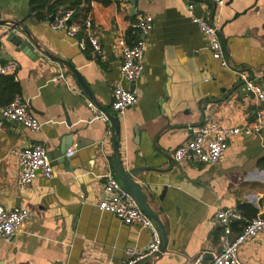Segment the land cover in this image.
Wrapping results in <instances>:
<instances>
[{
    "label": "crops",
    "instance_id": "1",
    "mask_svg": "<svg viewBox=\"0 0 264 264\" xmlns=\"http://www.w3.org/2000/svg\"><path fill=\"white\" fill-rule=\"evenodd\" d=\"M188 3L194 5L195 16L218 24L231 70H221L212 60L206 38L186 13ZM62 13L60 7L50 19L39 20L30 11V0H0V22H6L0 26V57L17 65L8 75L20 88L15 97L29 103L40 123L33 132L0 117V206L29 212L28 221L9 242L0 238V264H122L125 248L143 249L149 243L148 232L97 208L102 176L113 161L114 131L94 120L87 108L92 101L111 112L113 85L120 79V41L131 46L140 37L132 27L138 15L153 24L144 71L133 85L138 100L123 115L113 114L126 168L134 167L133 159L142 154L166 168L174 152L192 139V129L214 121L242 127L261 109L254 95L230 94L229 82L241 79V73L264 84L259 79L264 74V0H224L222 7L213 0H136L134 7L129 0L92 2L89 13L71 24L92 17L105 62H93L89 48L80 49L82 30L69 37L51 28V17L56 20ZM10 23L29 31L32 44L17 29L14 34L36 59L7 41ZM62 62L74 67L94 100ZM6 63L0 61V66ZM61 71L64 79L54 81ZM10 99L1 93L0 106ZM34 144L45 147L56 177L39 178L20 191L19 166L10 152ZM67 145L66 154L74 155L63 159L60 151ZM176 166L182 180L173 176L168 182L156 181L169 184L168 189L160 201L164 185H159L157 197L149 201L165 227L166 249L138 264H207L219 247L217 211L250 207L256 217L264 215V132L232 139L217 164ZM240 258L246 264H264V234L243 246Z\"/></svg>",
    "mask_w": 264,
    "mask_h": 264
},
{
    "label": "built area",
    "instance_id": "2",
    "mask_svg": "<svg viewBox=\"0 0 264 264\" xmlns=\"http://www.w3.org/2000/svg\"><path fill=\"white\" fill-rule=\"evenodd\" d=\"M143 1L150 2L152 0ZM213 2L216 7L224 5V0H213ZM186 13L190 21L200 29L206 38L212 60L218 64L221 70H231L227 52L221 43L218 24L209 19L195 16L192 3L186 5ZM71 17V11L63 12L60 17L52 22L51 28L64 31L69 37H75L78 31L82 30L83 36L78 43L80 49L85 51L89 48L93 62H105L107 56L97 36L92 17L86 16L78 26L71 24ZM132 27L139 33L140 37L131 46L120 41L122 59L120 79L113 85L111 112L100 108L92 101L87 103V108L92 113L93 119L107 124L109 130L112 129L109 114L121 116L138 100L136 92L131 91L130 88L142 77L147 52L146 39L152 32L153 24L150 18L138 15ZM16 70V64L6 63L0 66V76L13 75ZM63 75L64 72L61 71L54 81L63 80ZM239 76L245 81L247 90L260 103L261 109L256 114L255 120L242 127H226L214 121L192 129V139L180 146L173 154V160L176 164L182 162L202 165L217 164L223 160L228 144L232 139L242 135L256 136L264 132V84L254 78H247L241 73ZM259 79L264 81V74ZM0 115L4 119L18 123L33 132L40 129V123L32 115L29 103L20 97H15L7 105L0 106ZM10 155L16 159L19 166L16 185L20 191L28 188L39 178L46 181L54 179L55 171L44 146L34 144L25 148L14 149ZM73 155V151L66 154L68 158ZM102 179V198L97 203L98 210L101 213L115 216L124 225H136L140 230L148 232L150 236L149 243L143 249L125 248L123 251L125 260L122 264H138L154 256L162 244L157 225L124 192L121 183L111 170L106 171ZM214 218L221 228L219 247L207 264H246L240 258V250L256 239L258 235L264 234V216H258L248 221L244 226H241L237 235H233L232 224L243 220L240 210L237 208L219 210ZM28 219L29 212L25 209L7 211L0 206V238L9 242Z\"/></svg>",
    "mask_w": 264,
    "mask_h": 264
},
{
    "label": "water",
    "instance_id": "3",
    "mask_svg": "<svg viewBox=\"0 0 264 264\" xmlns=\"http://www.w3.org/2000/svg\"><path fill=\"white\" fill-rule=\"evenodd\" d=\"M132 7L135 6L136 0H129ZM54 16L51 17V21H54ZM6 25V22H0V26ZM10 25L13 27L10 29V31L7 33V41L16 46L17 52H23L27 54L28 56H33V52L29 48V46L26 43H23L20 38H18L14 33V30L17 29L20 31L21 34H23L28 42L32 44V40L30 38V33L26 29H21L20 26L16 23H10ZM36 59L35 56H33V59ZM0 61L3 62H11V58H6V56L2 55L0 57ZM65 64L69 70L72 72L74 77L77 79V82L82 89V91L91 99L94 100V97L92 93L90 92L87 84L84 82L82 77L78 74V72L74 69V67L67 63L62 62ZM229 86L230 94H233L234 92H237L239 95H247L252 96L253 94L247 90V86L244 80L242 79H230ZM131 91H134V87L131 86ZM1 118H3L0 115ZM110 123L112 126V129L114 131V137H113V161L111 164V171L116 175L118 181L121 183V186L124 190V192L129 195L140 207V209L151 219L153 222L157 225L161 238H162V244L159 249V251L153 256L158 257L160 254H162L167 246V234L164 225L159 220V218L154 214L150 207V197L156 196L157 189L159 185H164L162 187V193L158 196V199L160 201L163 200L164 195L166 194V191L168 189L169 184H158L156 181L160 182H168L173 176H178L179 180H182V177H180V167L176 166V163L174 161L170 162V165L165 168V164H159L151 161L149 157L142 154L141 156H137L133 159L134 167L128 169L124 165L122 161V157L120 154V142H119V136H120V126L119 122L116 119L114 115H110ZM69 125V122H68ZM68 151V145L66 148L61 149L60 151V157L65 159L66 152ZM49 159L50 156H49ZM55 171V170H54ZM56 177V173L54 178ZM95 177V176H94ZM54 180V179H53ZM136 180H139V182H136ZM52 181V180H51ZM82 192H84V186H80ZM148 192L146 194L145 192ZM157 197V196H156ZM262 214L260 217H263Z\"/></svg>",
    "mask_w": 264,
    "mask_h": 264
},
{
    "label": "trees",
    "instance_id": "4",
    "mask_svg": "<svg viewBox=\"0 0 264 264\" xmlns=\"http://www.w3.org/2000/svg\"><path fill=\"white\" fill-rule=\"evenodd\" d=\"M92 2H99L102 5H108L110 0H30V11L35 13L36 19H44L50 15H55L59 8H63V12H72L70 22L76 21L81 15L85 16L90 11ZM20 92L17 82L13 76H0V94L10 95L12 101ZM8 102V103H9ZM7 103V104H8ZM243 218L248 221L257 216V212L250 207H240ZM245 220L233 224L232 231L239 233L241 228H236L238 225L244 226L247 223Z\"/></svg>",
    "mask_w": 264,
    "mask_h": 264
}]
</instances>
